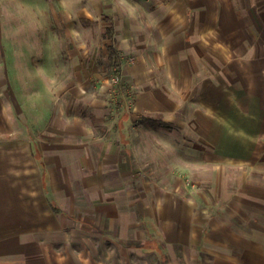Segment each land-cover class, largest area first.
I'll list each match as a JSON object with an SVG mask.
<instances>
[{"label": "rangeland", "instance_id": "1", "mask_svg": "<svg viewBox=\"0 0 264 264\" xmlns=\"http://www.w3.org/2000/svg\"><path fill=\"white\" fill-rule=\"evenodd\" d=\"M79 1H69L67 7H78ZM52 20L53 15L51 25ZM80 22L78 15H67V23L61 22L67 24V46L60 48L70 62L67 77L63 71L57 70L56 77L47 69L53 53L49 47L35 49L34 61L25 64L28 69L20 67L22 64L18 69L15 63L9 64L0 98V106L8 115L7 132L0 135L1 141H7L0 145V158L5 164L0 185H8L2 189L13 199L0 201L7 204L6 212L23 214L25 231L31 230L26 237L35 242L43 227L52 223L46 217L51 203L59 210L55 212L51 206L56 215L65 213L73 220L72 225L63 221L52 225L54 230L59 227L56 240L50 242L55 254L50 258L52 264H245L239 255L230 257L226 251L239 249L243 231L261 233L264 242V113L240 111L234 103L230 108V98L239 102L241 97L218 90L226 79L222 77V61H215L207 52L201 62L192 56L191 31L183 33L184 47L172 46L163 60L155 61L151 54L152 60L143 62L132 55L126 56L122 65L111 66L107 45L96 26L86 37L79 30ZM40 32L41 38L46 36L45 31ZM80 39L87 40V52L85 47L79 50ZM219 57L215 52V58ZM209 77L216 79L219 87L210 84V88ZM231 78L226 79L228 83H238V77L232 82ZM62 88L65 91H60ZM232 88L239 92L241 87L238 83ZM136 104L145 109L134 113ZM60 105L66 106L63 110L67 115L71 113L67 126L78 138L86 134L87 126H95L99 136H110L113 142L123 137L124 145L128 136L133 138L129 159L136 172L134 195L117 190L104 194L105 205L110 204L102 217L105 230L86 221L85 225L92 227L79 231L80 218H95L89 216L91 210L82 216L78 210L85 204V192L79 181H73L79 180L78 174L68 170H78L72 166L76 159L67 157V176L56 175L59 187L67 179V192L55 191L60 201L57 203L47 187L49 170L37 160L39 151L30 144L31 140L48 141L49 128L63 112ZM103 105L111 115L102 123L96 122L94 117ZM130 115L134 122L129 121ZM140 116L164 120L174 128L145 123ZM16 140H23V148H10ZM6 146L9 160L5 162L1 152ZM102 161V157L92 160L91 180L96 179ZM92 194L100 193L88 191L86 200L94 206ZM75 201L77 210L70 215L67 208ZM119 210L124 222H113L112 214L117 217ZM37 216L43 222L36 223ZM66 229L76 233L73 238H63ZM34 244L33 257L43 256L44 251L35 249ZM160 253L167 256L165 261H161Z\"/></svg>", "mask_w": 264, "mask_h": 264}, {"label": "crops", "instance_id": "2", "mask_svg": "<svg viewBox=\"0 0 264 264\" xmlns=\"http://www.w3.org/2000/svg\"><path fill=\"white\" fill-rule=\"evenodd\" d=\"M69 1L72 0H48L49 6H47V0H4V2L1 0L0 4L3 6L0 8V98L7 83L9 64L15 63L17 69L19 64L23 65L20 67L27 68L25 64L34 61L33 53L37 47L53 49L47 62L50 67L47 69L56 77H58L57 70L63 71L64 76L67 77V63L70 62H67V55L60 49L67 46V24H61V22L67 23V15H78L82 36L87 37L88 30L92 31L95 25L101 34L104 46L107 45V48L113 46L118 51L121 65L126 56L132 55L138 56L143 62L152 60L151 54L155 61L163 60L172 46L184 47L183 33L191 31L193 35L191 53L195 59L201 62L205 60L206 52L209 57L213 54L215 61H222L226 69L223 70L222 77L226 79L232 77L231 82L236 77L239 78L238 83L241 87L239 92H234L235 88H232L238 83L236 81L235 84L228 83L226 79L221 85L223 87L218 89L224 95L228 93L232 96L238 93L241 97L242 101L239 99V102H232L230 98L228 101L230 108L232 109L231 104L234 103L237 106L236 109L240 111L250 109L264 113V0H167L166 3L159 4L153 3L154 0H80L78 7L76 5L67 7ZM52 15L55 19L52 20L53 25L49 21ZM110 28L114 30L113 37L105 39L106 30ZM40 31H45L46 36L41 38ZM62 32L63 34L59 35ZM81 40L78 43L79 50L85 47L87 52L88 42L86 39H83L84 42ZM151 51L158 52V55ZM215 52L220 54L218 59L215 58ZM208 56L207 60L210 61ZM82 60L85 61V58ZM208 80L210 88L212 85L214 88L219 87L216 79L209 77ZM126 88L130 90L128 86ZM60 91L65 89L62 88ZM60 107L63 112L58 114L53 126L49 128L48 141L31 140L30 144L33 149L37 148L35 151H39L40 157H37V160H41L49 170L50 183L47 187L54 192L53 197L57 203L60 201L56 192L58 194L64 190L67 192V179L66 181L64 179L66 182V184L63 182L64 188L59 187L55 183L56 175L67 176L68 170L69 173L78 174L79 180L73 181H79L85 192V204L80 205L78 210L81 216L84 212L88 214L91 210L89 216L95 218L90 220L78 218L82 222L81 227L78 226L79 231L92 227L85 225L86 221L90 224L95 223L96 226L105 230L102 217L104 209L110 204L105 205L104 194L117 190L126 192L127 196L130 192L134 195L136 172L134 164L131 165L129 159L133 138L127 137V145H124L123 137L113 142L110 136H99L95 126H87L86 134H81L83 137L78 138L79 136L72 131L71 126H67V116H71V113L67 115V110H63L65 105ZM102 107L97 110V115L94 117L96 122L102 123L111 115L110 109H105L104 105ZM4 108L0 106V135L7 132L8 115L6 111L4 112ZM144 109L136 104L134 113ZM133 115H130V122L135 121V118L131 117ZM3 143L7 141L0 140V145ZM11 143L15 144L10 148L13 146L23 148V140ZM1 154L5 155V162L9 160L7 146L5 152ZM67 157L70 161L76 159L75 165L72 166L78 167L77 171H73L72 168L67 170ZM100 157L103 158V166L97 169L96 179L91 180L89 173L93 165L92 160ZM112 160L115 161L113 164H111ZM4 165L3 159L0 158V174L3 173ZM41 169L43 171V168ZM3 186L8 185L6 183L0 185V201H12V196L6 189H2ZM93 189L100 193L98 196L92 194L90 197L94 200V206L86 200L88 191ZM19 202H23L22 194ZM6 206V203L0 202V264H52L50 258L55 254L53 247H50V242L56 240V234H59L57 231L59 227L54 230L52 225L62 221L72 225L73 220L65 213L56 215L49 205L50 209L48 208L46 217L52 223L43 227L44 231L39 232V240L35 242L26 237L29 235L27 232L31 230L25 231L27 224L23 214L19 212L15 215L9 210L6 212ZM133 207L135 204L132 197L131 208L134 213ZM67 209H70V215H74L77 202L70 204ZM117 215L113 217L116 215L112 214L113 222H124V218L120 219L122 216L120 210ZM35 222L43 221L37 216ZM62 234L63 238L68 240L76 233L66 229L62 231ZM261 235L259 232L248 234L247 231H243L239 237L241 239L239 249L231 248L226 253H229L230 257L239 255L241 262L245 261V264L250 262L264 264V242L261 241ZM83 238L86 240V236ZM34 243H36L35 249L44 251L43 256L35 254L36 256L33 257Z\"/></svg>", "mask_w": 264, "mask_h": 264}, {"label": "trees", "instance_id": "3", "mask_svg": "<svg viewBox=\"0 0 264 264\" xmlns=\"http://www.w3.org/2000/svg\"><path fill=\"white\" fill-rule=\"evenodd\" d=\"M113 33H114L113 28L107 29L106 34H105V39L112 38ZM108 51H109V64L111 66H119L121 64V62H120V57H119L118 51L113 46H110L108 48ZM141 120L143 122L149 123L151 125L161 126L167 130H173V128H174V126L171 123H168V122H166L164 120H160V119L141 117ZM51 206L53 207L55 212L59 211L58 208L53 203H51ZM146 247H147L146 244L143 245V248H146ZM159 252H161V251H159ZM160 255H161V261L162 260L165 261L167 259V256L164 255L163 253H160Z\"/></svg>", "mask_w": 264, "mask_h": 264}]
</instances>
